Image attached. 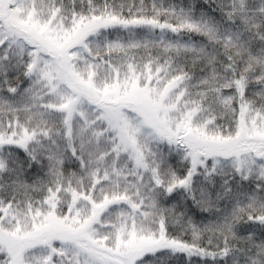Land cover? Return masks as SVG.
<instances>
[{
	"label": "snow or ice",
	"instance_id": "6c2138e0",
	"mask_svg": "<svg viewBox=\"0 0 264 264\" xmlns=\"http://www.w3.org/2000/svg\"><path fill=\"white\" fill-rule=\"evenodd\" d=\"M0 264H264V0H0Z\"/></svg>",
	"mask_w": 264,
	"mask_h": 264
}]
</instances>
